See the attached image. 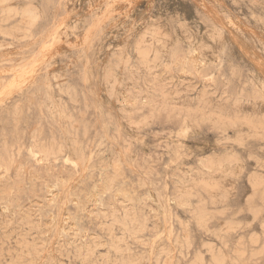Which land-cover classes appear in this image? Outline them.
<instances>
[{
	"label": "rangeland",
	"instance_id": "rangeland-1",
	"mask_svg": "<svg viewBox=\"0 0 264 264\" xmlns=\"http://www.w3.org/2000/svg\"><path fill=\"white\" fill-rule=\"evenodd\" d=\"M181 1L0 0V264H264V90L227 45L135 55L185 11L259 49L264 0Z\"/></svg>",
	"mask_w": 264,
	"mask_h": 264
},
{
	"label": "bare ground",
	"instance_id": "bare-ground-1",
	"mask_svg": "<svg viewBox=\"0 0 264 264\" xmlns=\"http://www.w3.org/2000/svg\"><path fill=\"white\" fill-rule=\"evenodd\" d=\"M147 1H154V0H147ZM162 1H166V0H162ZM180 2L182 4L181 0ZM9 8H11V6ZM185 10L186 9L184 8V10L182 11H185ZM185 12L184 14L182 13L183 14V16L181 15L182 18L180 17V20L178 21L176 28L173 30H170L167 27V25L159 18L158 19L151 18L152 20L148 22L147 26L142 27V28L141 27L137 28L138 29L137 32L139 36H138V41L135 45V55L138 61L140 62L142 70H144L145 72H149L157 68L158 66H160L162 63H164V58L167 54L169 46L173 43V39L176 36L179 40H182L187 43L188 48L190 49V52L194 58V63L197 67H205V66L216 64L219 59V53L221 51L220 49L227 45L228 47L232 49V52L234 56L236 57V59L240 63H244L246 65V67L248 68V72L250 74V78L254 82V85L256 86V88L263 91L264 90V61L262 60V58H264V42L260 44V48L258 47L259 49L254 48L253 46L254 44L251 40L252 38L249 39L248 36H245L243 32L241 31L242 28L240 30L237 25L232 24V23L221 22V23H213L210 25H204L203 27L200 28V30L197 29L199 33H196V29L193 28L191 24H189L188 19L190 17H188L189 16L188 13L186 14ZM138 15H140V13H138ZM192 16H193V13H192ZM173 34L175 36H173ZM220 64L222 63L220 62ZM107 78L110 81H112L114 85H120L122 87V90H120V93H119L120 99L122 102H126L127 101L126 100L127 98L126 90L128 87V82L121 83L120 78L118 77L116 78L115 76L110 75V74H108ZM156 84L161 85L162 83L161 81H157ZM181 88H184V91L181 94H179L180 93L179 88L174 89L171 92L170 91L166 92L161 89L160 91L161 100H186L185 104L188 105L189 101L187 100H191V98L187 96L185 84L181 86ZM196 97L199 98V100H209L206 95V91L204 90L201 91L199 94H197ZM184 188L185 187H183V189Z\"/></svg>",
	"mask_w": 264,
	"mask_h": 264
}]
</instances>
